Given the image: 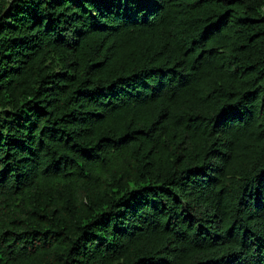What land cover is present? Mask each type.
<instances>
[{"label": "trees", "instance_id": "16d2710c", "mask_svg": "<svg viewBox=\"0 0 264 264\" xmlns=\"http://www.w3.org/2000/svg\"><path fill=\"white\" fill-rule=\"evenodd\" d=\"M0 264H264V0H0Z\"/></svg>", "mask_w": 264, "mask_h": 264}]
</instances>
